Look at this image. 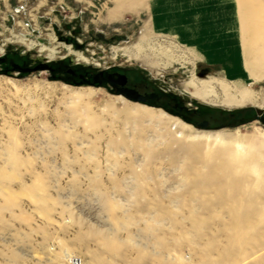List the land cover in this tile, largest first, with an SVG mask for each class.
Instances as JSON below:
<instances>
[{
	"label": "rangeland",
	"instance_id": "374dc122",
	"mask_svg": "<svg viewBox=\"0 0 264 264\" xmlns=\"http://www.w3.org/2000/svg\"><path fill=\"white\" fill-rule=\"evenodd\" d=\"M263 45L264 0H0V71L51 70L0 72V264H264ZM108 67L210 125L67 82Z\"/></svg>",
	"mask_w": 264,
	"mask_h": 264
},
{
	"label": "flooded vegetation",
	"instance_id": "af4514ba",
	"mask_svg": "<svg viewBox=\"0 0 264 264\" xmlns=\"http://www.w3.org/2000/svg\"><path fill=\"white\" fill-rule=\"evenodd\" d=\"M66 75L68 76V83H79L82 80L90 81L97 78L100 85H107V79L111 77L113 86L111 90L117 96H127L130 98L140 97L143 98V102L149 106H160L162 109L185 118L194 125L203 121L210 125V120L205 115L199 113L198 108H188L181 103H172L164 95L156 92L153 89H149L147 86L131 85L127 76L120 71L111 70L110 67L106 69H98L96 71L84 70L82 73H78L74 70H68ZM138 104V103H137ZM146 107V106H145Z\"/></svg>",
	"mask_w": 264,
	"mask_h": 264
},
{
	"label": "bare ground",
	"instance_id": "6f19581e",
	"mask_svg": "<svg viewBox=\"0 0 264 264\" xmlns=\"http://www.w3.org/2000/svg\"><path fill=\"white\" fill-rule=\"evenodd\" d=\"M218 11H220L218 9ZM224 12V10H223ZM223 14V13H222ZM223 16V15H222ZM253 28H254V31L252 33V37L254 39L253 42H257V39L260 38L261 34H262V31L260 30V26L256 25V24H253ZM231 27L228 25V24H225V22H222L219 27H218V32H216L214 35H212V39L213 40H219V39H227L228 36L231 34H234V31L230 30ZM220 34H223L220 35ZM231 34V35H232ZM230 35V36H231ZM66 49H70V47H66ZM259 62L261 63L260 66H261V70H260V73L259 76L257 78H262L264 77V45L262 47H260V51H259ZM259 66V67H260ZM189 88L192 90V94L193 96L195 97H198L199 99L200 98H207L208 96H210L211 94V91L210 90H207V87H206V84L204 83H201L199 84V87L198 89L196 88V85L193 84L192 82L188 85ZM224 89V88H223ZM225 90V89H224ZM224 93V92H223ZM257 98L256 94H254L252 91H249V90H245V89H240L238 90V92L236 93V96L235 97H231L229 95H226L225 94V101L228 103V105H234V106H243L245 104H249V103H255V99ZM122 99V98H121ZM261 100V99H260ZM224 101V100H223ZM130 103V105L134 106V108H138V109H143L144 111H146L148 114L152 113L153 110L143 106V105H140V104H137V103H131V102H128ZM256 105V104H255ZM129 106V105H128ZM131 107V106H129ZM257 108H260V109H263L264 108V98L261 100V105L260 107H257ZM158 113L160 115H164L162 112H160L158 110ZM210 136V135H209ZM205 138V137H204ZM213 138V137H212ZM205 139H210V137H207ZM194 140H196L194 138ZM202 140V139H201ZM216 140V139H215ZM214 141V140H213ZM217 141V140H216ZM220 141V140H219ZM222 144V143H221ZM251 143H248L247 141L244 142V143H237L235 145V148L236 150H238L239 152H247L248 149H251ZM262 145L259 144L258 146L255 147V149L261 147ZM254 150V149H253ZM237 151V152H238ZM231 159H238V158H241L239 155L235 154V155H230Z\"/></svg>",
	"mask_w": 264,
	"mask_h": 264
},
{
	"label": "water",
	"instance_id": "95a60500",
	"mask_svg": "<svg viewBox=\"0 0 264 264\" xmlns=\"http://www.w3.org/2000/svg\"><path fill=\"white\" fill-rule=\"evenodd\" d=\"M78 47V46H77ZM1 62V61H0ZM51 71L49 69V67L45 64V63H40L38 65H36L35 67L33 68H29V67H26V68H23L19 65H11V68L10 69H5V70H2L0 71L2 74H10V73H13V72H17L19 74H28V73H33V72H41V71ZM81 83H86L87 85L89 86H93V87H99L100 86V82L97 78H94L92 80V82L90 81H85V80H82V82H79V83H70L69 85H74V86H77V85H80ZM107 85L111 88L113 86V81L111 79V77H109L107 79ZM122 97L128 101H132L133 103H140L141 105H146L144 102H143V98H140V97H134L133 99L130 98V97H127V96H123ZM148 107H152V106H148ZM192 126L196 127V128H199L201 130H206L207 127H208V123L206 121H203L199 124H196V125H193L191 124Z\"/></svg>",
	"mask_w": 264,
	"mask_h": 264
},
{
	"label": "built area",
	"instance_id": "2783aa9c",
	"mask_svg": "<svg viewBox=\"0 0 264 264\" xmlns=\"http://www.w3.org/2000/svg\"><path fill=\"white\" fill-rule=\"evenodd\" d=\"M68 264H82L81 260L79 258L76 257H70L68 258Z\"/></svg>",
	"mask_w": 264,
	"mask_h": 264
},
{
	"label": "crops",
	"instance_id": "0c3cea01",
	"mask_svg": "<svg viewBox=\"0 0 264 264\" xmlns=\"http://www.w3.org/2000/svg\"><path fill=\"white\" fill-rule=\"evenodd\" d=\"M157 4H158V3H157ZM156 9H157V5H156ZM157 14H158V11H157ZM157 14H156V15H157ZM156 20H157V19H156ZM159 21H160V20H159ZM160 22H161V21H160ZM161 23H162V22H161ZM168 29H169V28H168ZM170 31L172 32V30H171V29H170ZM172 33H173V32H172Z\"/></svg>",
	"mask_w": 264,
	"mask_h": 264
}]
</instances>
